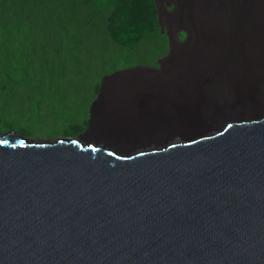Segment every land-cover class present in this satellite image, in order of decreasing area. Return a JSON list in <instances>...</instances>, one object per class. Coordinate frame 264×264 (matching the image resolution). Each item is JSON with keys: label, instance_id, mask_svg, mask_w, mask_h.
Segmentation results:
<instances>
[{"label": "water", "instance_id": "obj_1", "mask_svg": "<svg viewBox=\"0 0 264 264\" xmlns=\"http://www.w3.org/2000/svg\"><path fill=\"white\" fill-rule=\"evenodd\" d=\"M0 264H264V124L136 161L0 141Z\"/></svg>", "mask_w": 264, "mask_h": 264}, {"label": "rangeland", "instance_id": "obj_2", "mask_svg": "<svg viewBox=\"0 0 264 264\" xmlns=\"http://www.w3.org/2000/svg\"><path fill=\"white\" fill-rule=\"evenodd\" d=\"M50 1L52 6L50 11H47L49 2L43 5L41 0H26L25 3L18 4V9L3 7L7 5L5 2L2 6L0 4V134L14 132L26 139L36 141L76 138L85 142L94 140L102 143L103 141H99L100 138L93 136V126L88 122L87 117L99 85L102 81L114 79L108 76L116 71L134 72L132 70L159 69L167 51L166 40L161 37L159 30V34L154 38L143 40L134 48L120 47L110 40L104 29V17L109 12L107 6L111 0H62L61 5L56 0ZM43 10H45L44 26L41 25L40 18ZM98 10L102 11L101 15L96 14ZM37 14H39L38 20ZM68 18H72L73 21L70 23ZM11 20L17 21V26H13ZM13 23L16 24V22ZM49 40L55 47L60 45V50L57 48L52 53L48 51L47 44L41 45ZM261 42V55L255 57L257 61H260L256 62L254 67L251 66V69L249 68L239 77L215 79L217 80L215 82H218L214 87L215 92L222 91L223 93L211 94L214 92H209L206 95H215L208 99L212 104L218 103L219 107L207 109V107L196 105L183 109V116L188 118V121L182 119L183 139L191 138L194 134H187L196 133L195 127L198 133H204L212 129L205 125L209 121L217 124L228 114H230L228 116H234L240 113L239 106H236L237 109H228L231 107L225 100L226 94L230 92L259 93L257 97H252V94L248 95L246 111L243 112L246 113L241 116V119L258 118L264 113V11ZM75 44H82V50L76 51L71 48ZM31 46H33L35 61L40 63L37 59L44 58L45 54L54 63L45 62L43 65L35 63L33 66V129H28L24 126L26 124L18 125L21 124L18 123L21 119L13 112L19 113V101L25 96L23 93H14L17 84L23 79L21 54L30 51ZM122 79L147 80L138 75ZM155 79L156 84L161 85L154 90L159 95L164 89L162 85L170 86L169 90L173 93L162 92L166 94L167 99L170 95L168 100H171L173 94L179 97L180 91L182 95H190L187 98L192 102L199 103L202 99L201 96L199 97L202 95L201 92L199 95L192 93L190 77H185L181 73L175 74L169 70L168 73L155 77ZM229 79L231 81H228ZM11 93H13L11 95L13 98L7 104V108H4L6 98H11L7 95ZM149 100L150 103L154 101ZM260 101L258 106L256 103ZM192 119L198 123L194 125L195 127L192 126ZM14 121L17 123L9 124ZM153 122L155 121L144 119L141 126L143 132L145 131L144 134H164V131L153 126L157 124ZM140 140L143 139H129L133 141L130 142L131 145L125 140L124 142L120 140L122 146L119 141L118 143L115 140H108L102 144L112 145L113 143L112 147L128 150Z\"/></svg>", "mask_w": 264, "mask_h": 264}, {"label": "bare ground", "instance_id": "obj_3", "mask_svg": "<svg viewBox=\"0 0 264 264\" xmlns=\"http://www.w3.org/2000/svg\"><path fill=\"white\" fill-rule=\"evenodd\" d=\"M253 1L154 0L161 37L167 43V51L160 63V68L132 70L134 72L121 70L109 74L108 77H114V79L101 82L95 92V98L92 99L94 103L89 111L87 110L88 122L93 126V136L100 138L99 141L106 143L108 140H115V142L125 140L130 144L129 139H143L136 143L134 141V147L120 150L121 148L112 147L113 143L105 145L102 144L103 142L94 140L85 142L76 138L36 141L26 139L14 132L0 134V141L10 138L32 150H54L62 144H71L82 150H93L110 155L118 161H136L168 150L183 148L194 150L196 143L220 140L228 128L263 127L264 113L258 118L241 119V116L246 113L243 112L246 111L247 97L251 96L249 94L257 97L259 93L237 91L227 93L225 102L231 107L228 109H237L236 106H239L240 113L234 116H228L230 115L228 114L220 122L217 121V124L209 121L205 125L212 129L204 133H198L194 126L198 123L192 119L191 123L196 133L191 132L187 134H194L191 138L183 139L182 132V119L188 121V118L183 116V109L196 105L207 107V109L219 107L218 103L212 104L208 99L215 95H206L209 92H214L211 94L222 92H215L214 87L218 84L215 79L239 77L260 61H257L255 57L261 55V40L257 41L252 33V23L255 24L258 14L261 21L263 7L254 6ZM169 70L175 74L181 73L185 77H190L192 93L198 95L199 92L202 93L199 95L202 97L199 103L192 102L187 98L190 95H182L181 91L179 97L173 94L171 100H168L170 95L167 99L166 94L163 93H173L169 90L170 86L162 85L164 89L161 95L158 92L155 93L154 90L161 86L156 84L155 77L162 76ZM136 75L143 76L147 80L122 79ZM149 99L154 101L150 103ZM260 103L261 101L256 104L259 106ZM144 119L155 121L153 124H157L153 126L164 131V134H144L145 131L143 132L141 127ZM119 144L122 146L121 142Z\"/></svg>", "mask_w": 264, "mask_h": 264}, {"label": "trees", "instance_id": "obj_4", "mask_svg": "<svg viewBox=\"0 0 264 264\" xmlns=\"http://www.w3.org/2000/svg\"><path fill=\"white\" fill-rule=\"evenodd\" d=\"M1 6L5 3L3 7H10L11 9H18V6L22 3H25L26 0H0ZM8 2L10 3L8 6ZM42 4H48L49 8L47 11L51 9V1L50 0H41ZM60 5L62 0H56ZM15 3V4H14ZM110 4L107 6L109 8L108 14L105 18V26L104 29L109 36L110 40L117 44L120 47H130L134 48L141 41L146 39L154 38L157 34H159V25L157 20V12L154 4V0H111ZM19 4V5H18ZM253 5L256 7L262 8V17L261 21L259 20V14L257 15L256 22L252 23V33L254 34L257 41L262 39V31H263V11H264V0H254ZM15 11V10H14ZM46 11V12H47ZM45 10L41 12V25L44 26L45 21ZM97 15H101L102 11H97ZM37 20L39 19V14H37ZM100 17V16H99ZM71 23L72 18H68ZM71 20V21H70ZM13 26H17V21L11 20ZM13 22H16L14 24ZM45 28V27H44ZM262 43V42H261ZM48 51L55 52L57 48L52 45L51 40L47 43ZM35 45V44H33ZM30 51L22 52L21 54V71L23 73L22 81L17 84L16 90L14 93H23L25 96L19 101V113L13 112L16 117H19L21 120L18 125H24L28 129H33V66L35 63H39L35 61V57L33 56V46L29 47ZM76 51H81L83 45L75 44L73 47ZM45 50V48H44ZM43 56V55H41ZM48 56L44 54V58H40L39 65H43L45 62L54 63L53 60L47 58ZM13 93L7 95L11 96ZM13 96L7 97L4 108H7V104L10 103ZM3 101V99H2ZM6 110V109H4ZM8 111V110H6ZM17 123L11 122L9 124Z\"/></svg>", "mask_w": 264, "mask_h": 264}, {"label": "clouds", "instance_id": "obj_5", "mask_svg": "<svg viewBox=\"0 0 264 264\" xmlns=\"http://www.w3.org/2000/svg\"><path fill=\"white\" fill-rule=\"evenodd\" d=\"M107 145V144H106Z\"/></svg>", "mask_w": 264, "mask_h": 264}]
</instances>
